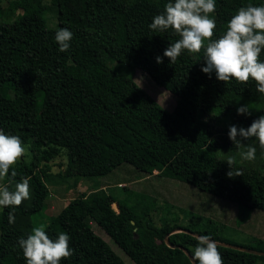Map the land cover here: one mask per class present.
Wrapping results in <instances>:
<instances>
[{
	"label": "trees",
	"instance_id": "16d2710c",
	"mask_svg": "<svg viewBox=\"0 0 264 264\" xmlns=\"http://www.w3.org/2000/svg\"><path fill=\"white\" fill-rule=\"evenodd\" d=\"M45 1H15L9 14L19 7L23 12L12 23L0 22V130L19 136L34 153L29 162L25 152L3 179L12 191L21 178H28L30 198L15 208L14 223L8 219L12 209L3 208L0 264H26L17 242L31 233L33 215L46 210L50 163L62 154L68 157L67 167L58 174L68 181L104 176L130 163L140 171L158 172L236 202L247 211V218L256 208L264 210V150L255 138L243 141L257 148L255 159L245 160L239 152L245 149H237L228 135L231 125L247 128L264 115V95L256 91L254 80L242 84L233 79L226 84L215 72L209 78L201 71L206 66L203 49L195 54L183 50L175 64L167 57L156 62L180 37L171 29L153 32L149 25L174 0H52L51 6ZM215 4L210 14L217 25L213 39L226 32L239 8L261 6L264 0H215ZM47 8L58 10L57 28L47 26ZM61 28L73 33L66 52L58 50L55 40ZM107 58L131 70L141 69L184 101L168 110L132 75L112 67L97 74L95 64ZM260 60L264 62V50ZM249 104L258 109L257 117L237 113L238 107ZM223 116L233 123L224 125ZM220 149L224 156L238 157L233 168L242 175L227 176L229 158L220 157ZM148 216V211L140 214L101 188L70 199L45 231L53 240L61 232L70 236L73 254L61 264H126L94 231L93 221L136 264H193L184 250L166 242V235L182 226L169 221L158 226ZM194 232L232 243L212 230ZM169 240L192 255L198 245L197 237L186 232L173 233ZM255 242L241 246L264 251V239ZM218 250L223 264H264L263 255L222 245Z\"/></svg>",
	"mask_w": 264,
	"mask_h": 264
},
{
	"label": "clouds",
	"instance_id": "9594fccd",
	"mask_svg": "<svg viewBox=\"0 0 264 264\" xmlns=\"http://www.w3.org/2000/svg\"><path fill=\"white\" fill-rule=\"evenodd\" d=\"M215 8V0H174V3H167L164 11L153 17L149 28L158 33L171 29L180 38L170 43L163 57H156V62L163 63V58L167 57L171 64H175L183 50L195 54L203 49L206 66H202L201 71L208 74L209 78L215 72L217 79L226 84L233 79L242 84L254 80L256 91L264 95V62L260 60L264 50V5L248 4L239 8L228 22L226 32L213 39L217 25L210 14L215 12ZM72 38L73 33L69 29H59L55 36L58 50L68 51ZM237 113L251 115L250 106L238 107ZM228 135L237 149H245L240 153L243 159H255L257 148L251 144L245 145L243 141L255 138L259 148L264 150V115L247 128L231 125ZM25 152L26 148L19 136L8 135L0 130V180L9 175L10 168ZM227 163L231 169L227 172L229 178L242 175L240 170L233 168L234 158L230 157ZM16 175L17 172L13 170L11 177ZM29 198L28 178H21L12 191L7 185H0V207L12 209L8 214L9 223L15 222V208ZM197 240L193 264H223L217 241L208 235L198 236ZM69 241L70 236L64 232L59 233L57 239H51L46 234L45 225L41 224L34 227L27 238H19L17 243L23 251L26 264H61L63 259L73 254Z\"/></svg>",
	"mask_w": 264,
	"mask_h": 264
},
{
	"label": "rangeland",
	"instance_id": "374dc122",
	"mask_svg": "<svg viewBox=\"0 0 264 264\" xmlns=\"http://www.w3.org/2000/svg\"><path fill=\"white\" fill-rule=\"evenodd\" d=\"M15 1L22 0H0V22L12 23L23 12L22 7H19L14 14H9L11 4ZM51 1L46 0L45 4L51 6ZM44 17L49 28H57L59 24L58 10L47 8ZM110 67L132 75L140 86L168 110H173L180 105V102L184 101L182 97L174 95L165 87L158 85L150 75L139 68L131 70L128 65L112 58L99 60L95 64L97 74H101ZM248 106H250L251 115L254 114L257 117L258 109L254 110L255 107L252 104ZM220 118L224 125H230L233 123L234 116H231L232 119L229 116ZM237 127L244 128L245 126L238 123ZM26 149V158L31 162L34 160V153L29 150V147ZM217 154L220 157H228L223 155L221 149ZM236 157H232L235 162L238 158ZM67 158L66 154H62L50 163L52 181H48V184L51 194L46 201V210L33 215V228L41 224L45 225L46 228L51 223L52 217L59 213L61 206L66 205L81 191L92 192L105 185L103 189L118 201L134 207L140 214L148 211L150 215L148 218L158 226L169 221L185 228L188 226L194 231L212 230L215 236L224 238L236 245H256V238L264 239V210L256 208L251 211L250 217L247 218V211L241 210L236 202L202 191L190 183L162 176L158 172L149 174L140 171L130 163H123L104 176L84 177L78 182H74L75 178H70L71 180L68 181L62 179L58 174L66 169ZM72 184H78L79 187L77 185L72 186ZM0 185H5L3 179L0 180ZM113 206L118 210L117 204ZM3 208L0 207V215ZM92 226L94 231L111 245L126 264H136L96 221L92 222Z\"/></svg>",
	"mask_w": 264,
	"mask_h": 264
},
{
	"label": "water",
	"instance_id": "95a60500",
	"mask_svg": "<svg viewBox=\"0 0 264 264\" xmlns=\"http://www.w3.org/2000/svg\"><path fill=\"white\" fill-rule=\"evenodd\" d=\"M177 232L191 233V234L195 235L196 237L202 236V234L197 233V232H194V231H191V230H189L187 228L178 227V228L173 229L172 231H170L166 235V242H167V244L170 247L180 248V249L184 250L185 253L188 255V257L190 258V260L193 262V255L191 254V252L186 247H184L182 245H174V244H172L170 242L169 236L171 234L177 233ZM213 240H215V239H213ZM215 241H217L218 245H222V246H225V247H230V248H233V249H236V250H240V251H244V252H247V253H252V254L263 255L264 256V251H260V250H256V249H252V248H247V247H244V246H241V245H236V244H232V243L224 242V241H220V240H215Z\"/></svg>",
	"mask_w": 264,
	"mask_h": 264
},
{
	"label": "crops",
	"instance_id": "0c3cea01",
	"mask_svg": "<svg viewBox=\"0 0 264 264\" xmlns=\"http://www.w3.org/2000/svg\"><path fill=\"white\" fill-rule=\"evenodd\" d=\"M154 174H155V173H154ZM104 187H105V185L102 186L101 188H104ZM81 192H83V191H81ZM68 202H69V201H68ZM68 202L66 203V205L68 204ZM66 205H62V206H61V210H62ZM51 206L54 207V205H51ZM61 210H60V211H61ZM60 211H59V212H60Z\"/></svg>",
	"mask_w": 264,
	"mask_h": 264
}]
</instances>
